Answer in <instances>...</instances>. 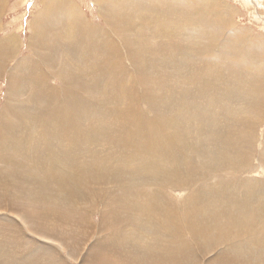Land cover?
I'll list each match as a JSON object with an SVG mask.
<instances>
[{
  "label": "bare ground",
  "instance_id": "obj_1",
  "mask_svg": "<svg viewBox=\"0 0 264 264\" xmlns=\"http://www.w3.org/2000/svg\"><path fill=\"white\" fill-rule=\"evenodd\" d=\"M94 1L103 25L51 0L29 30V55L18 36L0 38V184L12 189L0 211L20 218L9 220L14 233L0 223L9 264H83L102 248L118 261L129 245L131 264H204L213 252L208 264H264V179L238 175L264 165V37L216 24L212 1ZM31 204L37 216L25 214Z\"/></svg>",
  "mask_w": 264,
  "mask_h": 264
},
{
  "label": "rangeland",
  "instance_id": "obj_2",
  "mask_svg": "<svg viewBox=\"0 0 264 264\" xmlns=\"http://www.w3.org/2000/svg\"><path fill=\"white\" fill-rule=\"evenodd\" d=\"M4 1L6 4L3 3ZM71 1L77 5V6L76 5L70 6V9H72V12L75 11L76 9H79L83 12L82 16H84L86 19H89V20L94 19L93 21H95V23L98 25L104 24L105 18L101 14V12L98 11V7H97L94 0H74V1L71 0ZM206 1H212L217 6L216 9L218 10V12L216 14H214V16L212 18L216 24L224 25V26L228 25L229 27H232L234 29L245 30L246 32L252 34V35H250L251 36L250 38H252L253 43L260 42V38L263 39L262 37H264V0H206ZM219 1L220 2L222 1L221 4H224V5L227 4V5L224 8H221ZM159 2L165 3L164 1H161V0H159ZM2 3H3V6L0 10V26H3L4 28H3V30L0 31V38L5 35L4 34L5 32L10 33L11 35L18 36L24 43L22 46V50L19 52L20 57L24 56V55H29L30 52L28 51L29 49H27V41L29 40V37L31 35V32L29 30L32 29V26L35 24L34 22L36 20L38 21V19H36V18L42 12V10L43 9L46 10L49 5L53 4V2H51V0H2ZM214 4H213V7H214ZM55 19L63 22V19H57V17H55ZM56 27H58V25ZM254 33L257 35H254ZM189 34H190L189 35L190 42L193 44L195 42H198V40L201 38V37H197L195 32H193V31L189 32ZM157 42L158 41L155 40V43H157ZM159 42L164 45V48L167 47V45H165L164 42H162L161 40H159ZM257 52L258 53H264V50L260 48ZM166 55L167 54L164 51H160L159 53L156 54V57H158L162 61H166V59H165ZM11 62H12L11 65H13L16 62V59L12 60ZM86 67H87V65H86ZM158 67H160V66H158ZM255 67L264 69V65L261 63H256ZM85 71L90 73V71H88V70H85ZM171 71H174V69H171ZM81 75H82V72H81ZM72 76H74V75H72ZM93 80H91V82ZM6 82L7 81L5 78H3V77L0 78V111L3 107L4 102H5V98H6V94H7L6 92L8 90V85ZM248 84L251 86V88H255V87L259 86L257 81L256 82L251 81ZM237 87L239 88L238 85H235V86L232 85V86H229V89L232 92L233 91L239 92L240 88L237 89ZM259 87L261 89L263 88L262 82H260ZM258 91H256V93ZM262 97H264L263 94H262ZM249 98H251L250 91H247L245 93L244 99H249ZM28 102L30 105H32V103L30 101H28ZM235 102H238L237 98H235ZM251 113L254 114V111H252ZM263 114H264V109H263ZM260 128H263V130L261 131L260 129H258V133L263 135L264 134V121H263V124L260 126ZM102 143H104V142H102ZM77 149H78V151H77ZM80 150H81V148L78 146L76 148V151L79 152ZM256 153H258V152L256 151ZM258 155H256L257 158H258ZM252 167L254 168V171H250V172L249 171H246V172L243 171L242 173H238V172H241L239 170V171H237V173H238V175H241L245 178H247L249 176H253L252 178H259V179L263 178L264 179V172H263L264 165H262V163L259 165V162H256L254 160ZM2 179H3V183L4 182L8 183L9 178L0 176V180H2ZM22 183L25 184L26 181H23ZM27 186H28V184H27ZM0 187H1V184H0ZM8 187H9V184H5L3 187L0 188L1 196H6L7 201L11 199V195H12L11 185H10V188H8ZM169 192L174 194L175 198H180V199L182 198L183 199L186 197L187 189L174 188V189H170ZM180 195H181V197H180ZM229 195L231 197L230 199L227 197V195L225 197H223L224 202L229 203V200H231L234 196V194H229ZM25 197H27V196H24V198ZM214 199L217 201V198L214 197ZM251 204H253V203L251 202ZM33 206L34 205L31 204V205H27L26 207L23 208L26 215L37 216L36 214L38 213V211L36 210V207L35 206L33 207ZM9 207H11V206H9ZM159 212L161 213V211H159ZM11 214L12 215H10V211H0V223L2 222V224L11 225V224H9L10 219H16V220L20 219V218H18L19 216H17V214H15V212L11 213ZM93 217H94L95 223L99 222L101 219V216H99V213H96ZM48 223L50 224V226H48V229L49 228L53 229L51 227V226H53V225H51V222L49 221ZM11 228H12V232L14 233L15 227L13 225H11V227H9V231L11 230ZM142 233L140 235H134L133 236L134 242L137 241V243H139V244L141 242H143L142 240L144 238H143ZM22 235H23V232L20 231L17 235L18 237H16V241L21 242L22 240H19V239L22 238ZM58 235L60 237H63V238L64 237L70 238L68 235L64 236L62 233H60ZM0 237H1L0 239H2L1 233H0ZM23 240L27 242V239L24 238ZM43 241H41L42 245L47 247V245L43 244ZM69 241L72 242L71 239H69ZM1 244H2V241L0 240V264H9L10 261H9L8 257L6 255H4V254H6L7 249H6V247H3ZM82 244H84V240L81 238L80 243H76L75 247L76 248H79V247L83 248ZM69 246L72 247L71 244ZM221 249H222V247H219L218 251H220ZM248 249L251 251V259L254 260L255 262L262 263V260L260 258V252L258 250H255V249H250L246 245L241 246L242 256L244 258H247ZM101 250L102 251H99L101 253L100 255H98L97 252L94 253L96 256L87 251L86 255L84 257L83 264H121L120 261L123 258V257L122 258L120 257L121 250L124 252V254L122 256H125L126 258H128L129 256H131V253L136 252L137 249L132 245L127 246L125 248V250H123L121 247H118V251L116 253V255L119 257L118 261H116V259L113 258V256L111 255L112 254V253H110L111 249L108 250V248H102ZM16 256L19 258L21 256V254H17ZM214 256L215 255L213 252L210 255L201 256V260L204 262V264H208L209 259H212ZM94 257L96 259L92 260V258H94ZM63 258L59 256L58 260L61 262V260L63 261ZM137 258H140V256ZM64 260L68 261L67 258L66 259L64 258ZM134 260H135V256L132 255L127 261H124L123 264H131ZM67 261L66 262L64 261L65 262L64 264H78V263L82 264L80 262L77 263V261H73V260H71L70 263ZM42 262H43V260L40 261V264H42ZM34 263H37V260L34 261ZM49 264H53V262H50Z\"/></svg>",
  "mask_w": 264,
  "mask_h": 264
}]
</instances>
